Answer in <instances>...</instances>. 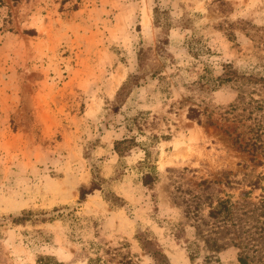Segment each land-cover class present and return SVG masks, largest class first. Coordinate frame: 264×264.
<instances>
[{
    "label": "rangeland",
    "instance_id": "obj_1",
    "mask_svg": "<svg viewBox=\"0 0 264 264\" xmlns=\"http://www.w3.org/2000/svg\"><path fill=\"white\" fill-rule=\"evenodd\" d=\"M141 48L158 72L119 97ZM226 64L263 79L221 83ZM240 90L264 101V0H0V264H89L111 259L109 247L138 264H209L197 225L210 205L229 195L238 212L264 202V155L233 140L250 124L228 112ZM125 138L139 145L121 156ZM94 171L102 189L81 201ZM60 206L71 215L16 220ZM260 242L253 254L264 264ZM238 252L218 258L240 264Z\"/></svg>",
    "mask_w": 264,
    "mask_h": 264
},
{
    "label": "trees",
    "instance_id": "obj_2",
    "mask_svg": "<svg viewBox=\"0 0 264 264\" xmlns=\"http://www.w3.org/2000/svg\"><path fill=\"white\" fill-rule=\"evenodd\" d=\"M162 43H165L162 41ZM157 50H163V46L159 45ZM149 52H152V49H140L138 60H139V70L138 74L131 75L129 79L122 85L121 90L119 91V97L123 96L126 87L130 85H135L137 82L145 75L153 71L154 73L158 72V66L153 65L148 61ZM225 73L221 78V83L226 82H238L240 84H251L262 80L263 78H258L255 75L239 72L232 64L225 65ZM256 91V90H255ZM253 92L247 90H240L239 97L237 102L231 104L229 113H234L237 110L238 117H235L236 121L243 123V120H250V124L245 125L243 132H238L233 140L242 150H249L253 153H262L264 155V101L255 98ZM202 111L196 106H189L188 117L194 120L201 122ZM237 128L235 129V131ZM250 134L247 139L243 142L241 138L244 137V134ZM230 136L233 135L229 133ZM158 137L157 134L151 136V142L154 143L155 139ZM150 143V142H149ZM148 144L144 143V150L146 151V158L141 165L143 168H147L146 172L143 174V182L145 185H152L157 180V166L155 161L152 159L150 153L148 152ZM139 145L135 139L125 138L119 140L115 143V150L122 156L128 149H131L132 146ZM105 181V178L101 177L97 172H93V179L90 186L83 185L80 187V199L84 201L89 194L94 193L96 190L102 189V183ZM260 181L253 182V189L258 188ZM251 193V191H247ZM232 197L229 195L227 198H219L217 203H212L210 205V210L208 213V220L204 218L201 220V223L197 225L198 236L201 238V241L204 242L205 248L209 253L206 255V262L209 264H221L218 254L223 251L228 246H234L238 248V261L240 264H263L261 257H257L254 253L260 254L262 250L260 247V240L264 236V202L259 204V206H253L249 210H240L241 207H236V203L232 202ZM107 201L111 202L113 200L123 201L121 198L115 194L111 195V198H106ZM68 207L60 206L55 207L52 211L40 212L39 216L34 217L33 211L27 210L23 211V214L29 215L32 214L30 219L26 217L17 218L16 220L20 222L31 220L34 223L37 222H49L55 218L70 216L71 213L67 212ZM143 248H147L149 245V251L153 258L157 260L158 251L153 250V243L149 244L139 238ZM145 241V242H144ZM127 245V242L121 243V245ZM95 249V248H94ZM107 254H112L111 259H105L101 255L97 254V257L93 258L89 256V264H110L113 259L119 255L117 264H138L133 259V256L122 254L117 248L109 247L105 250ZM115 251V252H114ZM99 255V256H98ZM165 257V256H164ZM194 255L191 254V258ZM38 264H63L59 260L51 256L41 257L37 261Z\"/></svg>",
    "mask_w": 264,
    "mask_h": 264
}]
</instances>
